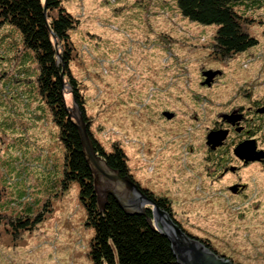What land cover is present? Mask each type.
<instances>
[{
	"label": "rangeland",
	"instance_id": "1",
	"mask_svg": "<svg viewBox=\"0 0 264 264\" xmlns=\"http://www.w3.org/2000/svg\"><path fill=\"white\" fill-rule=\"evenodd\" d=\"M61 2L79 20L70 70L93 138L123 149L130 176L166 197L186 232L233 263L264 264V157L245 161L232 151L247 129L264 152V116L252 112L264 104V7L248 11L255 21L246 30L258 43L220 58L217 25L183 16L176 0ZM38 71L18 29L3 25L0 213L44 218L30 230L0 222V264H93V229L78 184L62 187L65 150ZM210 136L223 138L212 147Z\"/></svg>",
	"mask_w": 264,
	"mask_h": 264
},
{
	"label": "trees",
	"instance_id": "2",
	"mask_svg": "<svg viewBox=\"0 0 264 264\" xmlns=\"http://www.w3.org/2000/svg\"><path fill=\"white\" fill-rule=\"evenodd\" d=\"M176 2L182 15L188 19L217 25L212 46L213 52L220 58L244 52L258 43L257 38L246 30L255 21L254 17L248 16V11L264 7V0ZM78 23L79 20L67 11L61 0H0V28L5 24L17 28L24 47L33 52L37 62L38 90L51 110L65 150L61 184L63 189L73 182L79 186V198L86 210V225L93 229L89 249L93 264H179L167 237L149 222L152 217L150 208L143 213H129L112 196L107 197L102 208L98 205L95 174L84 154L75 123L69 117L70 107L64 95L66 88L87 124L96 155L120 175L130 173L123 149L114 144L111 151L105 150L89 131L84 97L79 82L70 70L73 54L70 31ZM142 191L171 215V204L166 197H155L146 189ZM2 194L0 187V199ZM43 218L42 212L35 216L20 214L15 218L0 213V222H9L7 228L12 230L14 227L16 231L18 228L33 229L36 222ZM201 240L216 252L206 240Z\"/></svg>",
	"mask_w": 264,
	"mask_h": 264
},
{
	"label": "water",
	"instance_id": "3",
	"mask_svg": "<svg viewBox=\"0 0 264 264\" xmlns=\"http://www.w3.org/2000/svg\"><path fill=\"white\" fill-rule=\"evenodd\" d=\"M214 74V72H204L205 83L210 84ZM64 95L66 103L70 107L69 117L75 123L84 154L93 167L94 187L100 208L108 196H112L118 205L129 213H143L146 208H150L152 217L149 218V222L167 237L173 255L179 264H236L211 250L201 239L186 232L176 219L143 193V188L130 175L122 176L117 171L111 170L105 160L96 155L87 124L68 88L65 89ZM163 115L168 119L173 117V113L168 111L163 112ZM221 138L223 137L211 139L210 136L208 143L214 147L220 143ZM234 153L245 161L259 160L264 157V152L256 150L252 139L238 144L234 148Z\"/></svg>",
	"mask_w": 264,
	"mask_h": 264
},
{
	"label": "flooded vegetation",
	"instance_id": "4",
	"mask_svg": "<svg viewBox=\"0 0 264 264\" xmlns=\"http://www.w3.org/2000/svg\"><path fill=\"white\" fill-rule=\"evenodd\" d=\"M253 107V113H261V116H264V104H261V105H256V106H252ZM250 110V109H249ZM227 116V115H226ZM224 119L227 120L226 117H224ZM229 123V121H227ZM262 123H264V118L262 119ZM241 127L243 128L244 125L241 124ZM244 132H246L247 136L244 137V140L246 139H250L251 137L248 135L250 134V131H248L247 129L244 130ZM232 151H233V154L237 157V155L234 153V147L232 148ZM264 162V158L261 160ZM246 164V163H245ZM230 169L232 170L233 167L230 166Z\"/></svg>",
	"mask_w": 264,
	"mask_h": 264
},
{
	"label": "bare ground",
	"instance_id": "5",
	"mask_svg": "<svg viewBox=\"0 0 264 264\" xmlns=\"http://www.w3.org/2000/svg\"><path fill=\"white\" fill-rule=\"evenodd\" d=\"M184 113V112H183Z\"/></svg>",
	"mask_w": 264,
	"mask_h": 264
}]
</instances>
